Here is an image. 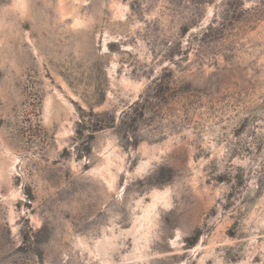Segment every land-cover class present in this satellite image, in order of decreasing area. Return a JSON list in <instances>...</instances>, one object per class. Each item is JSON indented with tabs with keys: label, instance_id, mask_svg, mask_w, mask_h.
<instances>
[{
	"label": "rangeland",
	"instance_id": "1",
	"mask_svg": "<svg viewBox=\"0 0 264 264\" xmlns=\"http://www.w3.org/2000/svg\"><path fill=\"white\" fill-rule=\"evenodd\" d=\"M0 264H264V0H0Z\"/></svg>",
	"mask_w": 264,
	"mask_h": 264
},
{
	"label": "trees",
	"instance_id": "2",
	"mask_svg": "<svg viewBox=\"0 0 264 264\" xmlns=\"http://www.w3.org/2000/svg\"><path fill=\"white\" fill-rule=\"evenodd\" d=\"M147 101V100H146ZM139 105V101H137L136 103H134L130 108H129V113H125L126 116L127 115H130L131 113V117L130 118H133L132 121V125L133 126H136L137 123L139 122V120L141 118H144L145 115H146V112L149 111V108L148 107H145L143 109H141V111L139 109H136ZM133 113H135V115H133ZM81 123H83V120L81 121ZM107 125H105L103 122H98L96 125H93V128L91 129V132H90V137L89 139L92 141L93 138H94V134L101 131V130H104L106 129ZM77 134H82L80 131L77 132ZM91 141H87L88 145L91 144Z\"/></svg>",
	"mask_w": 264,
	"mask_h": 264
}]
</instances>
